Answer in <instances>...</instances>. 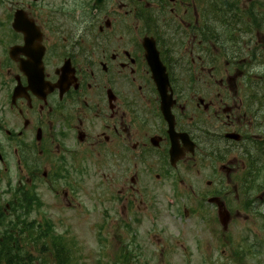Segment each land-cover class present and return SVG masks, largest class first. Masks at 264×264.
I'll use <instances>...</instances> for the list:
<instances>
[{"label":"flooded vegetation","instance_id":"af4514ba","mask_svg":"<svg viewBox=\"0 0 264 264\" xmlns=\"http://www.w3.org/2000/svg\"><path fill=\"white\" fill-rule=\"evenodd\" d=\"M0 166L102 182L129 260L167 213L185 264H264V0H0Z\"/></svg>","mask_w":264,"mask_h":264},{"label":"rangeland","instance_id":"374dc122","mask_svg":"<svg viewBox=\"0 0 264 264\" xmlns=\"http://www.w3.org/2000/svg\"><path fill=\"white\" fill-rule=\"evenodd\" d=\"M1 140L6 143L3 136ZM14 178L15 175L10 176L0 166V211L3 213L1 220L5 221L10 230L16 232V239L22 244V252L29 253L33 264H59L60 259L57 258V251H54V242H60L59 246L64 251L60 256L68 259L69 264H185V257L179 253V246L175 243L176 239L183 240L182 235L181 238L176 235V230L180 226L183 227L178 218L173 219L166 213L162 225L157 226L156 230L149 232L151 227H141L140 231H148L147 234L141 233V238L138 239L141 257L129 260L124 253L128 249L127 237L130 236L124 232L123 226H115L112 223L119 219L129 220L134 214L129 211L127 218L123 219L121 212L107 213V192L102 182L95 180L93 190V183L84 184L72 207L66 205L63 195L57 194L60 187L37 186L35 192L39 195L42 206L26 214V210L21 206L25 197L24 190L17 192L9 189L8 183L13 182ZM168 199L169 197H166L165 201ZM7 205L9 209L6 208ZM22 221L28 222L27 225L19 223ZM31 222L36 223L30 229L28 225ZM38 222H47L44 228L49 225L53 229L51 237H40L42 232L38 228ZM250 223L251 221L243 220L239 225ZM260 224L264 222L261 221ZM25 254L23 256L28 259ZM0 261L5 264L3 258H0Z\"/></svg>","mask_w":264,"mask_h":264},{"label":"trees","instance_id":"16d2710c","mask_svg":"<svg viewBox=\"0 0 264 264\" xmlns=\"http://www.w3.org/2000/svg\"><path fill=\"white\" fill-rule=\"evenodd\" d=\"M23 225H27L24 222L20 223ZM19 224V225H20ZM0 225H2L0 220ZM18 225V226H19ZM2 235H0V258H3L5 260V264H33L32 259L28 256L29 253L25 254L22 252V244L21 242L17 241L16 239V233L8 231V228L6 226L3 227ZM43 234L40 235V237L44 236L46 237L47 234L42 231ZM58 247L56 246V249ZM19 255H18V253ZM59 253H62V251H59ZM23 254H25L28 259H26ZM21 255V256H20ZM3 262L0 261V264ZM61 264H65L66 262H60Z\"/></svg>","mask_w":264,"mask_h":264}]
</instances>
